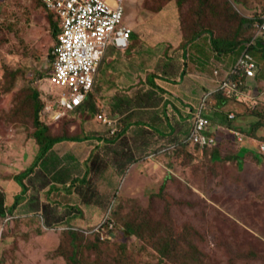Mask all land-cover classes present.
<instances>
[{
  "label": "rangeland",
  "instance_id": "374dc122",
  "mask_svg": "<svg viewBox=\"0 0 264 264\" xmlns=\"http://www.w3.org/2000/svg\"><path fill=\"white\" fill-rule=\"evenodd\" d=\"M165 1L163 9L153 15L144 8V0H126L122 25L131 27L134 32L130 49L124 51L125 59L116 51L119 53L117 61L110 65L111 54L107 52L99 67L97 79L100 86L96 79L93 98L84 108L67 113L60 122L49 127L53 136L68 135V129L79 135L80 127L86 130L84 122L91 120L94 123H90V134L106 136L107 140L114 141L111 150L105 152L113 153L112 157L104 159L116 162L119 183L114 190L102 187L101 175L110 176V163L96 161L97 165L86 173L81 165H73L75 161L66 160L67 166L72 169L70 173L66 170L64 176L73 173L80 178L86 176L80 182L85 186L84 194L89 201L104 208L102 215H93L83 227H77L70 223V218H66L73 213L78 215L74 208L55 214L50 212L49 207H40L39 217L35 215L36 220L43 223V226L38 225L40 235L27 228L21 230L14 220L9 221L0 238L3 239L0 264H68L62 248L68 233L64 229L74 227L89 231L104 221L112 226L110 234L113 239L98 244L86 240L87 244H95L84 247L85 243L78 249L82 264H193L181 263L177 255H173V259L159 257L155 244L165 235L171 236L185 250L198 248L202 252V256H198L200 264H264V160L257 162L254 158V155L264 158V151L260 149L264 145V85L257 89L249 84L241 88V93L235 97L237 100L229 102L226 110L230 113L224 114V122L229 123L228 115L233 114L234 126L251 132L255 123L259 122L262 126L246 139L243 137L242 141L226 133L227 137L220 144L219 159H213L215 149L200 150L195 147L160 156L159 148L172 139H158L149 129L136 133L137 127L126 134L120 133L129 120L160 125L164 97L157 87L167 83L162 75L176 77L178 67L180 70L176 61L183 49L192 56L189 45L193 46L202 39V43L197 45L204 50L201 55L212 54L215 52L212 38H229L240 26L234 16L222 14V10L227 9L224 0H211L204 8L198 0H186L182 7L178 0ZM226 1L238 12L236 16L247 20L264 13V0ZM172 7L178 11L175 17L170 12ZM188 7L187 18L183 19L185 15L181 12L187 11ZM200 8L201 15L198 13ZM181 20L186 24L185 33ZM59 27L61 32L60 22ZM198 32L202 34L201 38L184 45L185 41L192 39L193 33ZM245 35L240 34L239 37H252L251 25L246 26ZM55 43L56 37L53 36L48 11L42 0H0V165L8 168L12 172L10 174L26 171L27 168L21 171L19 167L25 168L30 157L36 159L39 154L40 147L35 139L32 147L29 145L35 131L32 91L38 88L42 100H48L51 105L54 100L60 102L66 91L56 86L49 76L53 70L51 56ZM248 44H243L232 53L219 55L223 58L218 59V66L225 67L226 58L229 63L224 69L230 71ZM251 47H256L251 51L255 61L262 53L264 55V39H257ZM166 58H172L168 59L171 64ZM213 67L211 65V69ZM6 71L15 72L16 76H6ZM219 71L223 72L222 69ZM119 73L125 77L121 85L117 82ZM134 76L138 82L131 85L135 82ZM260 79L264 81V76ZM112 83L122 86L120 93L123 96L129 95L131 88L138 87L135 94H130L134 99L124 101L120 106V102L112 100L119 95L118 91L112 95ZM100 91L104 93L103 100L98 99L101 98ZM106 91L110 92L109 95ZM91 104L95 105V109L91 110ZM139 105L149 109H138ZM125 112L128 115H123ZM97 115H106L112 121H118L120 135L111 137V131L102 125ZM156 129L159 130L158 127ZM234 130L243 136L248 134ZM163 133L161 130L160 134ZM24 142L27 143L24 148L27 151L26 161L17 167L15 164L20 161L16 156L12 157L13 146L17 145L20 149L26 145ZM243 148L247 152L240 160L232 158ZM108 167L109 172L106 171ZM34 172L37 173L35 169ZM30 175L23 180L27 185ZM16 184L22 190L18 181ZM162 185L163 189H160ZM49 222L55 223L47 229ZM128 225L135 228L137 235H125Z\"/></svg>",
  "mask_w": 264,
  "mask_h": 264
},
{
  "label": "crops",
  "instance_id": "0c3cea01",
  "mask_svg": "<svg viewBox=\"0 0 264 264\" xmlns=\"http://www.w3.org/2000/svg\"><path fill=\"white\" fill-rule=\"evenodd\" d=\"M170 12L171 14H173V17H175L178 13V11L173 7L171 8ZM203 41H205V38L203 39ZM180 43L178 44L180 45ZM200 43H202V39H199V41L195 42L193 46L189 45V49L191 48L192 51V56L189 53H185L183 49L181 55L178 56L179 60L176 61V63H178V65L180 66V70L178 67L175 78L169 77L167 75H162V79L167 81V83L161 86L158 84L159 87H157L163 93L164 97V101L162 103L163 110L161 112L162 117L160 116V125L158 123H148L147 121L143 120H137L135 121V123L133 122V120L128 119V123H126L123 128L126 129L125 134L129 131H133L135 127H137L138 131L136 133L140 132L141 129H149L157 135L158 139L165 138L168 141L169 139H172L171 142L167 144L165 143L161 148H159L158 155L160 156L170 154V150L172 148H174L180 142H185V140L189 138L194 125V116L198 113L200 106L206 96L207 100L206 105L203 109V114L212 123L209 131H211V129H218L219 127H223L222 124L224 114L227 115L228 113H230L226 110L229 106V102L221 104L222 100L218 101V96H215V91L219 87V81L224 78L229 71L228 69H224L228 68L229 61L225 58L226 63L223 64V66L225 67L218 66V59H222L223 57H219V55L215 52L212 54L201 55L204 50H201V47L197 46L200 45ZM186 47L187 46H184V48ZM116 51L123 55V60L125 59L124 51L111 47L107 51L111 54V57L109 58V60H111L110 65H113V63L117 61L119 53H116ZM166 59L169 62V60H171L172 58ZM169 64H171V62H169ZM256 64L257 76L254 79H247L244 87H247L249 84H253L257 89L263 87L264 81L260 79V77L264 76L263 53L261 54V57L257 59ZM211 65H214L213 69H211ZM219 69H222L223 72H220ZM215 71H219L220 75L217 76L215 74ZM114 76L116 77V75ZM118 77V85H121L125 77L123 78L121 73L118 74ZM137 82L138 81L135 77V82H133L131 85L137 84ZM97 85L98 87L100 86L99 78L97 79ZM106 87L105 90H107ZM120 87L122 86L118 87L116 84L114 85V83H112L111 90H114V92L111 93L113 95V93L119 92V95L115 96V98H112V100L116 99L117 102L121 103L120 106H122L124 101L131 102V100L134 99L130 94H135V91L136 89H138V87L131 88V91L128 92L129 95L127 96L121 95L120 92L122 90H120ZM109 93L110 92L106 91V95H109ZM103 96L104 93L100 91L101 98L98 99L103 100ZM147 107L145 105H139L138 109L147 111V109H149ZM126 112L123 115H128V113ZM86 123H88V125ZM90 123H94V121L88 120L85 121L84 124L82 123L86 130L80 127L81 130L79 138L85 139L81 141L66 140L57 143L56 145H54L52 150L49 151L44 158H42L38 166L35 168L37 173L35 174L34 172L30 175L31 178L29 179L27 185L28 191L22 195H25V198L23 197L22 202L12 215L16 216L17 218H26L33 215L35 211L37 212L38 210H40V207L44 206L49 207L50 212L55 214L58 212L70 211V209L74 208L78 212V215L75 216L76 214L73 213V215L69 217L67 216L66 218L67 220H69L70 218V223L77 227H83L87 219H89V217H92L93 215H102L104 208H102L99 204L89 201L84 194L85 186L80 182H82V180H84L86 176L80 178L76 173L71 174V176H64V173L66 174V170L70 173L72 169H70V166H67L66 160H71V162L75 161L73 165H81L85 169L86 173H88L89 168L90 170H92V167L97 165V163L102 160L104 162H108L104 160L105 158H107L106 156L112 157L113 155V153L105 154V152H107L108 149L111 150V147L115 145L114 141L107 140L108 138L106 136L104 137L102 135L90 134ZM157 127L159 128L158 131L156 129ZM100 130L101 128H99V131ZM161 130L164 131L162 135L160 134ZM164 134L165 136H163ZM20 138L22 139L23 137ZM30 140L31 141L29 142V145L32 147V141L35 140L33 138H30ZM189 142L191 143V147L195 146L191 141ZM26 146L27 143L20 149L17 148V145L13 146L12 157L16 156L20 161L19 163L15 164L17 167H19L18 165L22 166L26 161L25 154L27 153V151L24 150ZM153 155L154 154H152V156ZM35 160L36 159L34 157H30V162L28 163V165L25 168H19L21 169V171H24L26 168L28 169V166L30 167L35 162ZM96 161L98 162L96 163ZM109 163L110 172L109 167L106 171L110 173V176L104 177L105 175H101L102 187L107 190H110V188L114 190V188H116L119 183L117 167L116 162H113L111 160L110 162H108V164ZM10 173L12 172H10L8 168H6L4 165H0V187L3 188L7 194L6 205L9 207L14 204L16 196L22 193L19 185L16 184V182L13 180V176L17 175L19 172H15L13 174ZM7 175L13 176L4 177ZM88 177L90 178V175ZM75 180L77 181V183H71V181ZM32 187L34 188L33 191L31 190ZM104 197H106V194H104ZM103 203L106 204L105 201ZM78 208H80V211L78 210ZM88 213H91V215H88ZM52 223L54 224L55 222Z\"/></svg>",
  "mask_w": 264,
  "mask_h": 264
},
{
  "label": "built area",
  "instance_id": "2783aa9c",
  "mask_svg": "<svg viewBox=\"0 0 264 264\" xmlns=\"http://www.w3.org/2000/svg\"><path fill=\"white\" fill-rule=\"evenodd\" d=\"M42 2L48 12L58 16L61 26L53 50V70L50 76L56 86L66 89L55 116L58 120L85 104L89 94L94 92L96 76L108 49L111 47L121 51L129 49L134 30L122 25L125 19L126 0H42ZM256 29L252 43L248 44L237 64L219 81V87L215 92L221 91L227 99L239 96L238 93H241L246 80L254 79L257 75V64L249 49L254 41L264 37V16L257 21ZM215 74L220 75L219 71H215ZM240 74L245 77L244 82L236 78ZM206 100L207 96L194 116L192 131L185 142L191 141L194 145L201 146L215 144V138L209 132L212 123L203 114ZM51 109L53 106L48 107V110ZM97 118L102 125L109 128L111 136L117 135L118 121H112L106 115H97ZM229 118L234 119L235 116L229 114ZM228 134H233L238 141H242L244 137L234 129H229ZM260 149L264 151V145L260 146ZM105 223L106 221L102 224ZM108 227L112 228L111 225ZM2 231L3 228L0 229V234Z\"/></svg>",
  "mask_w": 264,
  "mask_h": 264
},
{
  "label": "trees",
  "instance_id": "16d2710c",
  "mask_svg": "<svg viewBox=\"0 0 264 264\" xmlns=\"http://www.w3.org/2000/svg\"><path fill=\"white\" fill-rule=\"evenodd\" d=\"M170 1V0H168ZM186 0H178L177 3H179V5L182 7V4L185 3ZM202 6V8H204L205 6H207L209 4V2L211 0H198ZM129 2V1H128ZM166 1L165 0H144V8L150 12L153 13V15L158 14L164 7ZM224 3L227 4V9L222 10V14L226 15L227 17L230 16H234V20L237 19L239 21V25L238 26V30L236 32L233 31V35L229 38H220V37H213L212 38V48L215 51V53H217L218 55H223V54H229L232 53L233 51L237 50L238 48H240V46H242L243 44H248L250 42H252L254 40L255 37V33H256V24L257 21L260 20L262 18V16H264L263 14H259L255 19L253 20H247L246 18H243L242 16L238 17L235 14L238 15V12H236V10L233 8V6H231L230 3H228L226 0H224ZM223 3V5H224ZM202 8H200L198 10V13L201 15L202 13ZM189 7L187 8V11H182L181 12V8H180V12L183 14V19L187 18V13L189 12ZM49 15V20H50V24L52 26L53 29V36L56 37V42L58 39V36L60 34V27H59V22L60 19L58 18V16L52 12H48ZM182 23V30L183 33L186 32V24L183 22V20H181ZM247 25H251V28H253V35L250 38H246L247 36L245 35L246 32V26ZM207 31V30H206ZM243 31V33H242ZM212 33V32H211ZM245 35L246 37L244 39L240 38L239 35ZM185 36V35H184ZM237 36L239 38H237ZM133 37V35H132ZM202 37L201 33H193L192 34V39H189L187 41L184 42V45H188L190 44L192 41H195L199 38ZM252 38V39H251ZM259 39H264V37H261ZM56 44V43H55ZM247 46V45H246ZM255 48L250 47L249 52L251 53V51L253 52ZM52 61H54V55L51 56ZM52 69H53V63L51 65ZM52 72V71H51ZM49 74V76H52V74ZM6 76H16V73L13 71H6L5 73ZM19 75H17L18 77ZM237 79L241 80L242 82L245 81V77L240 74L239 76L236 77ZM96 83V82H95ZM9 90V89H8ZM93 93H90L85 104L90 100V98H93ZM215 96H218V101H221V104L230 102L231 100H234L236 98H232V99H227L223 96L221 91H217L215 92ZM32 97L34 99V125H35V131L33 132V139L36 140L37 144L39 145L40 149H39V154L37 155V158L35 160V162L33 163V165L28 168L26 171L21 172L20 174L14 175L13 176V180L14 181H18L21 186H22V193L19 194L18 196H16L15 200H14V204L11 206V208L9 206L6 205V199H7V194L5 192V190L3 188L0 187V229L1 228H6L7 224L9 223L10 219L13 218V222L14 224H18L19 228L21 230H23V228H27L33 232H35L37 235H40L39 231H38V225L43 223L38 220H36L38 215L39 210L35 213L33 216L31 217H26V218H17L16 216L12 215L14 213V211L17 209V207L20 205V203L23 200V194L26 193L28 191V186L27 184L24 183V178H26L28 175H30L31 173H33L35 167L38 165V163L42 160V158H44L46 156V154L52 150V148L54 147V145H56L57 143L66 141V140H70V141H81L85 138H79L78 134H74L72 133V130H67L68 131V135H63V136H53L50 134V128L55 125V122L57 121H61L65 116L61 117L60 119L56 120L55 116L56 113L58 112V110L60 109L59 107V102H55L52 101V105L50 104V102L48 100H42L41 97V93L39 92L38 88L34 89L32 91ZM237 100V99H236ZM53 106V109L48 110V107ZM85 104L83 106H81L79 109L80 110L82 108H84ZM95 109V105L91 104V110ZM228 119H229V123H226L223 121L222 124V128L221 129H211L210 134L211 136H213L215 138V144L213 146H201L199 144H196L194 147L195 148H199L200 150H206V149H215L214 150V158L213 159H219V151H220V144L222 142L223 138L227 137V134L229 129H238L240 130L242 133H248L247 135L245 134L244 139H246L248 136L253 134V131L257 128H259L260 126H262L261 123L257 122L252 126V132L247 131L244 128H239L237 126H234L232 123L233 119L229 118L228 115ZM231 123V124H230ZM223 129V130H222ZM120 130L118 131L117 135L120 133L124 134L126 132V129H123L120 133ZM222 133V134H220ZM224 133V134H223ZM115 135V137L117 136ZM114 137V136H111ZM191 147V143L186 141V142H180L178 145H176L174 148H172L170 150V154H174L177 152H180L182 150H185L187 148ZM247 152L245 148L239 150L237 152L236 155L232 156V158H236L237 160H240L241 157L243 156V154ZM254 158L257 162H260L262 160H264V158H262L259 155H254ZM239 166L242 167L241 162H238ZM160 189H163V185L161 186ZM45 208V206L43 207ZM37 217H36V216ZM33 217V218H32ZM16 222V223H15ZM54 225L52 222H49L47 224V229H50L51 226ZM37 229V230H36ZM62 231V230H61ZM64 231H67L68 233L66 234L67 238L63 241V245L62 248L64 249V255L65 257L68 259L67 262L68 264H82L81 260H79V254H78V249L81 248L82 244H85L84 247H91L94 246L95 243H106L109 242L113 239V237L110 234V229L108 228L107 224H100L97 227H94L93 229L91 228V230L89 231H85L82 228H74V227H69L64 229ZM3 233L0 234V238L2 236ZM92 234L93 236L90 237L88 235ZM136 234V230L134 227L128 225L125 227V235L126 236H131V235H135ZM137 235V234H136ZM0 244L3 241V239H0ZM91 241V242H95V243H88L87 241ZM155 248L157 249L158 255L160 258L162 259H173L172 256L173 255H177L180 256V260L182 261L181 263H191L194 262L193 264H200L201 260H199L198 256L201 255L202 256V252L194 247L192 250H185L182 247H179V244L176 243V241L169 235H165V237H161L160 240L158 241L157 244H155ZM59 253H61L60 251H58ZM63 256V255H62ZM184 261H188V262H184Z\"/></svg>",
  "mask_w": 264,
  "mask_h": 264
},
{
  "label": "clouds",
  "instance_id": "9594fccd",
  "mask_svg": "<svg viewBox=\"0 0 264 264\" xmlns=\"http://www.w3.org/2000/svg\"><path fill=\"white\" fill-rule=\"evenodd\" d=\"M12 220H13V218L10 219V221H12Z\"/></svg>",
  "mask_w": 264,
  "mask_h": 264
}]
</instances>
